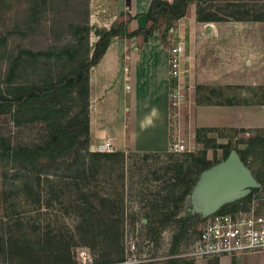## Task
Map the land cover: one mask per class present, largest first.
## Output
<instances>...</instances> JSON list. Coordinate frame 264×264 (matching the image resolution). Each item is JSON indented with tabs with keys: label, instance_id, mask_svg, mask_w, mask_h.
I'll return each mask as SVG.
<instances>
[{
	"label": "rangeland",
	"instance_id": "374dc122",
	"mask_svg": "<svg viewBox=\"0 0 264 264\" xmlns=\"http://www.w3.org/2000/svg\"><path fill=\"white\" fill-rule=\"evenodd\" d=\"M0 1V87L4 88L3 77L6 59L3 55V47L9 52H16L22 47L30 49L46 47L50 42H53V35L47 29L50 24L47 10L38 12L36 17L38 20L35 22L36 30L29 36H22L17 31L21 32L26 28L29 0ZM169 1L174 2L175 0ZM244 1L256 6L263 2V0ZM112 2L115 4L116 0H110V2L109 0H89V22L92 27L108 24L117 9L112 6ZM207 9L215 10L216 7L211 6L210 8L209 6ZM195 11V4L190 3L185 16L179 20L181 21V30L187 34L186 38L188 37V40L192 41V43L189 41L186 43V53H189L188 50L194 51L196 56L201 55L202 58V48L204 49L203 46L207 42V37L204 34L210 31L214 39L219 40L218 43L223 41L225 49L217 44L214 46L218 50L224 51L227 57L221 56L220 61L218 58L214 61L210 59L207 69L218 71L219 74L225 70L223 68H226L227 73L231 70L233 75L243 74V76H248V81H258L259 85L253 88L255 89L254 95L244 96V100L264 102V21L227 20L198 23L194 17L192 18ZM139 20L141 23V18ZM166 24H168L167 20L162 17L153 34L155 39L157 37L161 41L165 50L166 46L167 48L171 46V42L166 39L165 35ZM207 24L210 25V28L206 27ZM9 31H13L14 34L8 35L4 45V37ZM95 39L92 30L90 41L93 42ZM128 40L123 41L126 48L119 52V55L125 56L126 63L130 47L136 44L142 48L145 45L144 41L147 42L148 38L143 39V37L137 36ZM118 42L116 39L107 55L103 57L104 64L100 66V63L98 67H92L90 72L89 148L123 151V154L116 155V169L109 171L108 168H105L90 183L91 189L98 190L101 194H109L116 199V211H119L116 213V219L121 217L119 225L121 234L116 239V262L103 264H126L124 260L132 254L141 258V261L135 264H166L171 234L177 227L176 217L184 214V210L179 211L178 215L170 214L174 211L175 205L184 204V197L180 200V196L186 189V185L182 179L176 177L177 174L180 178L183 177L178 164L189 163L193 167H198L205 160L221 159L224 150L231 145L243 146L249 136L264 137V127L243 129L196 126L193 122L195 97L197 100L205 97L232 101L241 99L235 93V85L213 84L209 86L204 84V80L200 78L194 79V87V81L191 80V82L186 78L182 82L181 88L184 98L177 108L170 109L166 92L163 95L164 101L159 103L160 112L157 113H160L158 117L160 125L164 129V140L167 142V147L163 150L140 149L144 145L146 135L144 127L134 125V105L132 93L129 90L130 75L125 78L124 88L122 89V86L118 88L114 67L111 62L108 63V66L105 65L109 56L113 57L116 54ZM238 47H240L238 51L242 54L253 48L257 55L244 56L239 60L240 57L235 53ZM196 56L193 68L195 71L200 65ZM99 67L101 69H98ZM189 67V76H191L192 65ZM216 79L221 80L219 77ZM240 80L233 79V81ZM144 104L145 95L142 93L140 112L136 114L138 119H142L144 116ZM10 126H12V122L8 114L0 113V132L6 131ZM20 139L23 140L24 137ZM177 142L183 144V147L179 149L178 146L174 149L173 144ZM247 160L264 190V142L252 145ZM9 166H4L0 161V214H7L6 218L10 221L20 219L22 230L28 233L32 241H35L37 234H41L45 230H51V233L66 234L69 229L70 231L74 229L78 219L70 205L71 194L75 193L70 183H61L62 188L57 189L54 193H41V197L37 201L22 193H16L15 190H7L5 192L7 196H4L1 189L5 187L7 178H4L1 173L5 169H9ZM174 183L176 184L175 189L170 193V185ZM237 204L225 206L229 208ZM121 212H123L122 216ZM191 231L187 232L179 244L178 252L189 243ZM76 242L77 244L73 246L76 264H95V262L107 258L101 245L90 247L80 238L76 239ZM132 242L133 248L130 246ZM112 257L114 255H111ZM185 259L181 264H198L200 261L203 264H220L217 257ZM230 261L229 264H235V257L232 256ZM5 263L6 261L0 257V264Z\"/></svg>",
	"mask_w": 264,
	"mask_h": 264
},
{
	"label": "trees",
	"instance_id": "16d2710c",
	"mask_svg": "<svg viewBox=\"0 0 264 264\" xmlns=\"http://www.w3.org/2000/svg\"><path fill=\"white\" fill-rule=\"evenodd\" d=\"M190 3L196 6L198 22L264 21V0L259 6L244 0H150L145 12L133 15L121 10L110 25L92 27L89 0H29L26 28L17 32L22 36L32 34L37 28L38 12L47 10L50 21L47 29L53 35V42L37 49L22 47L16 52L3 47L6 66L5 86L0 87V113L8 114L12 126L0 132V161L4 166L10 165L1 173L7 178L1 190L4 196L7 190H15L37 201L41 193H54L62 188L61 183L68 182L75 191L70 205L78 221L66 234L45 230L32 241L22 230L20 219L10 221L7 214H0V257L5 264H76L73 246L78 238L90 247L101 245L104 249L107 258L95 264L116 262V239L121 234L116 199L91 189L90 183L105 168L116 169V155L123 151L89 148L90 72L114 38H149L162 17L169 24L184 16ZM209 6L216 9L208 10ZM139 18L141 23L132 28V20ZM92 30L96 37L93 42L90 41ZM12 34L9 31L4 37V45ZM259 142H264V137L249 136L245 145H231L221 158L233 147L251 169L247 156L252 145ZM218 160H205L198 167L178 164L183 177L178 174L176 177L186 185L180 196V200L184 197V204L175 205L170 214L178 215L181 210L185 213L197 173ZM170 186L171 193L176 184ZM251 193L226 206L238 203L229 208L238 207ZM226 206L218 211L228 209ZM188 219L184 214L176 217L177 227L171 234L166 264H181L186 260L178 255V246L197 224L192 225Z\"/></svg>",
	"mask_w": 264,
	"mask_h": 264
},
{
	"label": "crops",
	"instance_id": "0c3cea01",
	"mask_svg": "<svg viewBox=\"0 0 264 264\" xmlns=\"http://www.w3.org/2000/svg\"><path fill=\"white\" fill-rule=\"evenodd\" d=\"M150 0H116V3L112 2V6L117 8L115 14L109 20L108 24H103L101 26H108L113 21L115 15L118 14L121 10H127L131 14H137L140 12H145ZM110 2V0H109ZM185 16V15H184ZM182 16V17H184ZM195 19V13L192 18ZM139 19H134L131 22L132 28H136L139 25ZM199 23V22H198ZM154 34V33H153ZM205 37H207L206 47L202 48V58L201 55L196 56L194 51H189V54L196 56V60L200 62L199 68L197 71L193 69L190 81L194 79H202L203 83L206 85H223L231 84L235 85V93L241 100L232 101V100H215L209 97H205L197 100L194 99V109H193V122L198 127H237V128H263L264 127V102H255L251 99L244 100V96L249 94L254 95L255 89L254 86L259 85L258 81L252 80L248 81V76H243V74L233 75L231 70L226 72V68H223V71L217 73L218 71H213L207 69V64L210 63V59L213 61L218 58L220 61L221 56L224 58L227 57L224 54V51L218 50L214 45H219V47H224L223 41L218 43L219 40L214 39L213 34L209 31L206 32ZM136 38L132 37L129 40ZM117 41L116 44V54L109 56L106 66L111 62L114 67V71L117 75V86L118 88L122 86V89L125 86V78L127 75H130V91L132 93L133 105H134V125L142 126L145 129V142L140 149L144 150H163L167 147V142L164 140V129L160 125V113L159 103L164 101V93L167 94V52L162 45L161 41L154 38V35L148 38V41L145 42V45L142 48H139L138 45L130 47V53L126 57L128 59L127 63L125 61V56L119 55V52L126 48V44L123 41H126V38H114V40L108 46L105 54L111 49L112 45ZM128 40V41H129ZM139 44V43H138ZM148 45V46H147ZM238 49L237 53L238 58L241 60V57H249L251 55H257L256 51L253 48L246 50L242 54ZM164 53L166 54L164 56ZM102 59L98 62L96 67L102 66L104 61ZM105 59V58H104ZM225 61V60H222ZM152 63V64H151ZM216 66V65H215ZM95 67V66H94ZM217 68V66L215 67ZM98 69H101L99 67ZM221 78L217 80L216 78ZM193 78V79H192ZM229 81H225V80ZM233 79H241L240 81H233ZM244 80V81H243ZM221 81V82H220ZM192 82V81H191ZM200 82V81H199ZM197 87V85H196ZM251 89V90H250ZM253 90V91H252ZM232 91V90H231ZM145 95V113L143 118L138 119L136 115L140 112V100L141 95ZM253 93V94H252ZM243 99H242V98ZM158 102V103H157ZM155 105V106H154ZM158 105V106H157ZM158 107V108H157ZM155 108V109H154ZM153 112V114H152ZM232 256H221L219 259L220 264H229L230 258ZM235 257V264H264V251L261 252H245L238 254ZM201 259V258H200ZM197 264V263H196ZM198 264H203L200 261Z\"/></svg>",
	"mask_w": 264,
	"mask_h": 264
},
{
	"label": "built area",
	"instance_id": "2783aa9c",
	"mask_svg": "<svg viewBox=\"0 0 264 264\" xmlns=\"http://www.w3.org/2000/svg\"><path fill=\"white\" fill-rule=\"evenodd\" d=\"M180 18L165 26L166 39L171 42L170 47L166 46L167 96L170 109L177 108L183 101L182 82L186 78L190 79L189 65H192L193 69L195 61V55L186 53V43L189 40L186 38L187 34L181 30ZM173 145L174 149L183 147V144L178 142ZM189 231V243L178 252L182 257L208 259L264 251V190L261 184L238 207L214 212ZM130 246L134 247L133 242ZM124 261L126 264H135L141 261V258L132 254Z\"/></svg>",
	"mask_w": 264,
	"mask_h": 264
},
{
	"label": "water",
	"instance_id": "95a60500",
	"mask_svg": "<svg viewBox=\"0 0 264 264\" xmlns=\"http://www.w3.org/2000/svg\"><path fill=\"white\" fill-rule=\"evenodd\" d=\"M206 27L210 28V25ZM259 184L251 169L231 147L225 158L197 173L188 194L184 215L194 225L223 206L245 198Z\"/></svg>",
	"mask_w": 264,
	"mask_h": 264
},
{
	"label": "bare ground",
	"instance_id": "6f19581e",
	"mask_svg": "<svg viewBox=\"0 0 264 264\" xmlns=\"http://www.w3.org/2000/svg\"><path fill=\"white\" fill-rule=\"evenodd\" d=\"M148 46V45H147ZM152 64V63H151ZM94 76V75H93ZM93 76H92V78H93ZM92 80H94V79H92ZM158 103V102H157ZM155 106V105H154ZM158 106V105H157ZM158 108V107H157ZM155 109V108H154ZM152 114H153V112H152Z\"/></svg>",
	"mask_w": 264,
	"mask_h": 264
}]
</instances>
